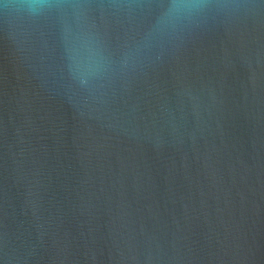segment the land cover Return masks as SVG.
I'll return each mask as SVG.
<instances>
[{
	"label": "water",
	"instance_id": "95a60500",
	"mask_svg": "<svg viewBox=\"0 0 264 264\" xmlns=\"http://www.w3.org/2000/svg\"><path fill=\"white\" fill-rule=\"evenodd\" d=\"M0 264H264V0H0Z\"/></svg>",
	"mask_w": 264,
	"mask_h": 264
}]
</instances>
